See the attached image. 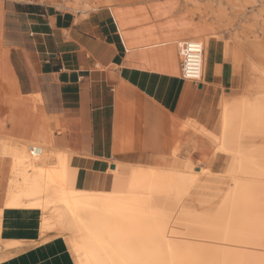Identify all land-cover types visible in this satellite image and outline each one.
Here are the masks:
<instances>
[{"label": "crops", "instance_id": "crops-1", "mask_svg": "<svg viewBox=\"0 0 264 264\" xmlns=\"http://www.w3.org/2000/svg\"><path fill=\"white\" fill-rule=\"evenodd\" d=\"M185 3L73 12L0 0V155L25 150L38 166H52L57 152L69 153L90 180L79 186L98 189L112 161L167 155L198 140L183 131L189 120L215 131L221 98L254 95L247 90L256 87L244 78L243 55L231 56ZM206 37L203 82L187 81L178 44ZM8 165L0 158V171Z\"/></svg>", "mask_w": 264, "mask_h": 264}, {"label": "bare ground", "instance_id": "bare-ground-1", "mask_svg": "<svg viewBox=\"0 0 264 264\" xmlns=\"http://www.w3.org/2000/svg\"><path fill=\"white\" fill-rule=\"evenodd\" d=\"M85 1L110 9L128 5ZM225 1L246 15L250 0ZM217 12L219 26L225 11ZM260 37L228 45V52L243 54L247 74H261L249 87L264 90V64L252 61L264 59V28ZM207 41L200 40L203 47ZM220 107L215 131L196 120L184 123V132L214 147L200 168L180 160L178 143L167 155L115 162L96 189L79 186L85 175L69 153L57 152L52 166H38L25 150L0 155L9 162L0 171V246L6 251L0 264L56 250L58 264H264V93L222 99ZM22 199L50 202L26 206ZM33 230L38 233L28 235ZM13 236L20 239L3 241Z\"/></svg>", "mask_w": 264, "mask_h": 264}, {"label": "rangeland", "instance_id": "rangeland-1", "mask_svg": "<svg viewBox=\"0 0 264 264\" xmlns=\"http://www.w3.org/2000/svg\"><path fill=\"white\" fill-rule=\"evenodd\" d=\"M43 1L50 2L52 5H55L57 7H62L63 10L66 9L67 11H73V12H77V11L88 12V11L93 10V8L100 7L96 5L93 1H85V0H43ZM58 2H61L64 5L61 6L58 4ZM183 2L187 3V4L186 3L184 4V7L187 11L191 13L192 16L199 17V19L204 25H207L213 29L214 31L213 38L216 39V37L214 36L216 34L217 35L219 34L218 36H220V38H218V40L223 41L226 47L234 46L235 48H238V43L243 42L244 40H247V39L253 40L256 38L258 40L263 39V37H260V34L262 32V29L264 28V0H250L248 3V10H246V15L244 17L242 15H239L236 12V10H233L228 5L227 2H224V0H222L220 2L221 4L219 3L218 5L217 4L215 5V2H213V0H183ZM126 3L133 4L135 3V0H127ZM238 3L243 4V0H238ZM192 4L195 7L193 10H192L193 8ZM220 8L223 11H225L224 12L225 15H224L223 22L219 24V26H217L215 24V17L217 14L215 13ZM209 39H210L209 37H206V38H199L198 40L200 41V40H209ZM236 53H239V52L236 51ZM261 59L263 60V64H264V59L263 58ZM252 61L258 64L259 66L262 65L261 62H257L258 60L255 58V56H253ZM235 64L237 65L238 63H235ZM257 75L258 77H260L261 74L259 73L246 74L245 73L244 78L247 80V82H250V80L254 78L257 79L258 78ZM247 92H252L254 95L246 94L243 97L252 99V98H255L256 95H260L264 93V90H261V89L259 90L257 88H253V89L249 88ZM239 95L240 93L236 94L235 96H239ZM217 111L221 114L222 109L220 107V103L217 107ZM194 146H196V149L194 148ZM191 148L192 149L194 148V149L192 150ZM213 153H214V147L208 149L207 143L201 140L195 139L192 142L190 141V142H185L181 144V152L179 154V158L181 161L192 159L195 162V165L197 166V168H200V167L205 166L204 165L205 161L207 160V158L212 157ZM183 159H186V160H183ZM124 161H130V160H124ZM112 163L114 164L115 162L112 161ZM19 191H22V189L20 188ZM21 202L24 203L26 206H28V205H32L36 203L47 204L50 202V200L38 199L36 201H30L28 199H22ZM44 218L46 219L48 217L44 216ZM44 225L45 223L43 222V223L36 224L35 227H42ZM37 233L38 231L33 230L28 235H36ZM19 239L20 237L13 236V237L5 238L3 241L10 242V241L19 240ZM3 250L4 249H2V246H0V256L1 257L2 255L4 256L6 254V251L5 250L3 251ZM61 256L62 254L58 252L57 250L53 253H49V252H44L43 254L34 253L31 260H25V258H18L13 264H58V261ZM2 264H7V263L4 262Z\"/></svg>", "mask_w": 264, "mask_h": 264}, {"label": "built area", "instance_id": "built-area-1", "mask_svg": "<svg viewBox=\"0 0 264 264\" xmlns=\"http://www.w3.org/2000/svg\"><path fill=\"white\" fill-rule=\"evenodd\" d=\"M181 58L182 77L187 81L202 83L204 75V47L196 39L184 40L178 44Z\"/></svg>", "mask_w": 264, "mask_h": 264}, {"label": "water", "instance_id": "water-1", "mask_svg": "<svg viewBox=\"0 0 264 264\" xmlns=\"http://www.w3.org/2000/svg\"><path fill=\"white\" fill-rule=\"evenodd\" d=\"M112 169H114V166L112 167Z\"/></svg>", "mask_w": 264, "mask_h": 264}]
</instances>
